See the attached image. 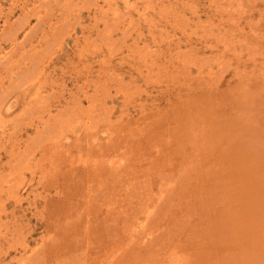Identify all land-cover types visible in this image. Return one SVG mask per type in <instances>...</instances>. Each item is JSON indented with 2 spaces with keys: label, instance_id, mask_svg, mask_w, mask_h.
Instances as JSON below:
<instances>
[{
  "label": "rangeland",
  "instance_id": "rangeland-1",
  "mask_svg": "<svg viewBox=\"0 0 264 264\" xmlns=\"http://www.w3.org/2000/svg\"><path fill=\"white\" fill-rule=\"evenodd\" d=\"M97 1L0 0V90H4L0 91V99H4V105H16L10 113H3L0 133L4 129L8 135L14 127L20 125L23 133L19 138L23 143L28 136H34V130L31 128L26 132V127L31 124V119H37V109L47 106L56 124L68 123L63 126L62 130H65L61 134L69 138L66 144L62 142L63 148H53L55 152L50 150L54 152L55 161H48L46 158L42 159V163L41 154L44 152L38 150L34 152V157H28L31 161L26 156L10 157L7 153L9 143L0 139V190L7 189L5 183L8 180L12 185L15 182L23 184L31 177L34 180L31 183L32 193L28 188L21 190L19 196L23 200L22 208L15 216H12L13 207L6 201L7 195L1 196L5 200L6 209L4 214L0 213V233L10 239L11 235L18 237L21 231L20 234L26 235L29 247L26 252L18 249V254H15L13 249L20 248V242H9L0 236V264H5L13 257L20 263L12 264H25L28 259L31 262H35L37 258L40 260L41 253H36L37 249L44 239L57 235L58 222L66 224L69 220L74 221L77 218L75 213H93L96 205H100L96 221L81 218L82 221L75 224L77 226H70V229L72 226L78 227L75 239L71 232L72 239L77 244L73 246V251L69 250L71 244L66 247L64 244L65 249H69L66 253H61L59 261V264L84 263L79 250L89 239L86 242L82 240V228L87 224L85 221H94L95 224L98 220L103 224L104 221L111 220L112 217H107L108 203L114 204L109 213L118 221L115 226L118 229H114V233L118 234L117 241L115 239L113 242L116 241L118 248L123 249V246L126 247L125 241L130 239L124 238L118 230L122 228L126 215L132 218V211L137 215L142 213L145 200H148V219L152 215L160 225V231L157 232L155 225L150 224L147 236L142 241L148 246V258L139 254L126 255L128 259L122 258L116 264H175L177 261L174 259L179 264H205L211 259L218 261L222 258L216 251L219 248L223 251L225 243L231 250L224 254L229 256L222 260L223 264H264V180L245 179L247 184L250 183L247 210L242 218L245 226L243 229L229 228L232 233L229 237L232 238L231 244L227 243V236L219 234L214 239L205 234L215 224L209 217L212 214L221 217L220 211H223L222 206L218 205L220 202L217 203V191L214 189L222 185L215 186L218 179L215 176L223 174L222 171L227 172V167L235 171V166H239L240 160L242 161L241 155L248 138L254 142L257 133L262 134L260 151H264V130L263 133L256 132L257 122L251 121L250 117L253 115L258 121L264 112H259V118L258 112L248 111L245 106L239 105L241 100L242 105L249 104L241 98V94L246 92L244 87L257 81V72L262 73L264 70V54H261L264 53V45L260 48L246 38L250 35L251 38L254 35L264 37V0H240L237 6L231 0ZM251 8L255 9V14L245 20L241 19L245 14H250ZM228 18L232 20L223 29L214 26ZM238 58L244 60L243 73L248 77L254 66L245 62L246 58L256 59L255 69L260 67L262 70L256 72L254 69L252 80L241 74L245 80V83H241L238 78L233 77ZM211 68L216 73V78L224 74L217 79L212 77L211 81L207 74ZM200 69L205 71L202 79L197 78ZM218 69H221L220 72ZM45 77L50 82L48 86L44 84L37 97L34 95L35 89ZM226 80L230 81L229 87ZM32 83L35 86L22 104L20 100L22 93L26 91L24 88ZM230 91L238 93L240 97L234 104L235 107L229 105L227 100H231ZM227 111L232 115L230 119L223 117ZM226 119L229 121L226 122ZM75 139H79L77 145L73 144ZM182 139L185 141L182 142ZM113 141L118 142L119 149L114 152L111 150ZM181 145H186L184 152L181 151ZM125 148L129 151H125ZM23 149L20 146V150ZM223 150L228 153L225 165L222 162L212 167L215 156ZM162 151L166 154L157 160V153ZM62 154L67 156L66 163H63L60 156ZM206 156L208 160L202 162ZM52 162L55 163L54 166H51ZM168 163L171 164L169 167ZM16 164H21L22 170L15 176L17 168L11 172V167ZM35 164L42 165L39 169L44 170L43 175V171L40 172L39 169L34 171L37 167ZM123 164L127 167L121 172L117 168ZM104 165L120 172L113 173V176L108 174L109 179H106L102 173ZM58 168L60 174L57 172ZM83 168L88 170L89 175L94 170L103 177L91 180L90 176L86 179L82 175ZM129 168L132 176L134 175L133 187L130 189L127 186L130 183L124 184L130 177L126 178L123 174ZM166 168L171 171L170 181L176 184L175 187L171 188V184L167 183L169 180L166 182L168 178L164 185L156 175L150 173ZM239 170L238 168L237 172ZM247 170L248 168L242 170L246 176ZM30 172L35 174L30 175ZM197 174L205 175L204 179L202 176L196 179ZM226 174L228 176L229 172ZM147 177L150 178L149 184ZM237 178L238 182L242 180L241 176ZM82 179L85 181L84 185L80 182ZM177 190L179 197L183 196L181 203L175 195ZM95 191L103 194L99 202L87 204L84 208L80 206L79 198L86 194L88 199V195L92 196ZM231 193L232 197H237L235 191ZM33 196H36L38 206L29 208ZM150 196L154 199L151 200ZM155 206L161 208L156 214L153 213ZM215 207L219 209L218 212ZM25 209L27 210L23 212ZM168 209L171 212H167V216ZM254 218L257 224H248ZM45 220L50 221L49 231L45 229ZM230 220L235 225L238 224L235 215ZM142 222L145 219L140 217L139 225ZM105 226L99 227L101 233L109 232L107 227L111 225ZM237 230H241V233H237ZM141 231L137 227L133 235L136 237ZM102 243V248L108 246L106 242ZM5 247L11 249L7 251L11 253L10 257L6 254ZM209 247L215 251L212 256L214 258H203L202 250ZM134 252L139 253L138 247ZM46 253V256L48 253L51 255L49 251ZM95 253L93 250L90 252V258H94L90 261L91 264H109L114 261L112 254L95 260ZM51 262L58 264L54 258L49 264Z\"/></svg>",
  "mask_w": 264,
  "mask_h": 264
},
{
  "label": "bare ground",
  "instance_id": "bare-ground-1",
  "mask_svg": "<svg viewBox=\"0 0 264 264\" xmlns=\"http://www.w3.org/2000/svg\"><path fill=\"white\" fill-rule=\"evenodd\" d=\"M96 2L95 3H97L98 1L97 0H95ZM227 1V0H226ZM228 2V1H227ZM231 3L232 4H234V5H238V3H240V0H231ZM230 4V3H229ZM95 6V5H94ZM111 7V6H110ZM240 7V6H239ZM100 9V8H99ZM255 14V9H252L251 8V12H250V14H248V15H244V16H242V17H240L241 19H243V20H245V18H250V17H252L253 15ZM229 15H231V14H229ZM232 16V15H231ZM247 16V17H246ZM222 19H224V18H222ZM229 20H232V19H230V18H228L227 20H221L222 22H221V24H219L218 25V23L217 24H215L214 26L215 27H217V29H223L224 27H226L227 25H228V21ZM11 27V26H10ZM9 27V28H10ZM13 29V28H12ZM10 31V30H9ZM12 31V30H11ZM14 34V33H13ZM13 34H11V37H12V35ZM9 35L10 34H8V37H9ZM16 35V34H15ZM250 36H252V35H250ZM250 36H248V37H246L248 40H249V42H253V44H255L256 46H261V45H264V37H261V36H258V35H254L252 38L250 37ZM14 37V36H13ZM9 40H10V38H8ZM8 39H6V41L8 40ZM8 40V41H9ZM12 40H14V39H12ZM11 41V40H10ZM14 42V41H13ZM18 46V45H17ZM249 47V46H248ZM260 48H262V47H260ZM249 49H250V47H249ZM249 49H247V50H249ZM258 49V48H257ZM262 50V49H261ZM198 51V50H197ZM256 51V50H255ZM260 51V50H259ZM264 51V50H263ZM199 52V51H198ZM197 52V53H198ZM248 52V51H247ZM252 52V51H251ZM262 52V51H261ZM222 54H224V51H222L221 52ZM221 53H219V54H221ZM253 53V52H252ZM257 53V52H256ZM261 54H264V53H261ZM233 56H234V54H233ZM254 58H255V56H254ZM264 59V58H263ZM2 60V59H1ZM254 60H256V59H249V58H246V61L245 62H250V63H252L253 64V66L254 67H252V73H251V75H250V77H248L245 73H243V66H244V64H243V61H242V59L241 58H238L237 59V65H236V68L234 69V72H233V77H236V78H238L239 79V81L241 82V83H245V80H244V78L242 77V75L241 74H243V75H246L250 80H252L251 78H252V76H253V73L256 71L257 72V70H262V69H260V67L259 68H257V70L255 69V67H256V64H254L255 63V61ZM223 62V61H222ZM219 63V62H218ZM221 63V62H220ZM230 64V63H229ZM220 65V64H219ZM228 65V64H227ZM231 65V64H230ZM229 65V66H230ZM1 66V65H0ZM240 66V67H239ZM43 67V66H42ZM213 67V66H212ZM223 67V66H222ZM219 68V67H218ZM221 68V67H220ZM230 68V67H229ZM241 69V70H240ZM255 69V71H253ZM201 70V69H200ZM213 68H211V69H209L208 70V75H209V80H211V81H213V78L212 77H214L215 76V74L216 73H214L213 71ZM219 70V69H218ZM217 70V71H218ZM221 70V69H220ZM220 70H219V72H220ZM223 70V69H222ZM225 70H227V69H225ZM241 72H240V71ZM207 71V70H206ZM224 71V70H223ZM230 71V70H229ZM174 72V71H173ZM177 72V71H176ZM175 72V73H176ZM204 72L205 71H203V70H201V71H199L198 73H197V78L198 79H202L203 78V74H204ZM44 73V72H43ZM178 73H179V71H178ZM6 74V73H5ZM24 73H22V75H23ZM188 74H191V73H188ZM224 74V73H223ZM222 74V75H223ZM186 75V74H185ZM222 75H219L220 77L222 76ZM257 78L255 79V80H257V81H255L252 85H250V84H247L245 87H244V91L246 90V92L245 93H242L241 95V98L242 99H245V100H247L248 102H249V104H247V105H245L244 103H243V105H242V100H241V102H239V105L240 106H245L247 109H248V111H255V112H258L257 113V117H259L260 115H259V112H264V70H263V72L262 73H258L257 72ZM217 76V75H216ZM218 76V77H219ZM2 77V76H1ZM173 77V76H172ZM194 77H196V76H194ZM217 77V78H218ZM214 78H216V77H214ZM216 78V79H217ZM193 79V78H192ZM191 79V80H192ZM221 79V78H220ZM234 79V78H233ZM40 81V80H39ZM197 81H199V80H197ZM206 80H204V82H205ZM227 81V80H226ZM50 81H48L47 82V80H46V77L44 78V80H42L40 83H39V86L35 89V93H34V95H36L37 97H39V94H40V90L44 87V84L46 83V85L48 86V83H49ZM210 82V81H209ZM228 82V81H227ZM230 82V81H229ZM228 82V87L230 86V83ZM52 83V82H51ZM216 83V82H215ZM2 84V83H1ZM209 85V84H208ZM227 85V84H226ZM35 86V84L34 83H32L31 85L29 84L28 86H25V87H27V88H24V89H26V91L25 92H23L22 93V96H21V103L22 104H24L25 103V101H26V99H27V97L30 95L29 94V91L32 89V87H34ZM4 87V86H3ZM216 87V86H215ZM178 88H180V87H178ZM217 88V87H216ZM216 90V89H215ZM0 91H4V90H0ZM244 91H242V92H244ZM194 92V91H193ZM192 92V93H193ZM207 93H209V91H206ZM231 92V95L229 94V96L231 97V100H229V99H227L228 100V103H230L229 105H232V106H234L235 107V105L234 104H236L237 102H238V99L240 98L238 95V93H236V92H232V91H230ZM234 93H236V94H234ZM195 94V93H194ZM88 95V94H87ZM187 95V94H186ZM198 95V94H197ZM196 95V96H197ZM74 96V95H73ZM87 97H89V96H87ZM0 98H1V96H0ZM233 99H236V101L235 102H233ZM0 101H1V99H0ZM2 101H4V99L2 100ZM2 101H1V103H0V123H1V121H2V115H3V113H10V111H12L13 109H14V107L16 106L15 104H12V103H10V104H8V105H4V104H2ZM72 101V100H71ZM246 101V102H247ZM7 103V102H6ZM48 104V103H47ZM43 105H45V104H43ZM60 105V104H59ZM77 105V104H76ZM74 107V106H73ZM37 109V108H36ZM233 110L235 111V109L233 108ZM37 111H38V113L39 114H37L36 116H38L37 117V119H34V120H32L31 119V124H29L28 125V127H26V132L27 131H29L31 128L34 130V136H32V135H30V137L28 136V138H26V140L22 143L21 142V140L22 139H20L19 137L22 135V133H23V130H22V128L20 127V125H19V127H14V129H13V131L11 132V133H9L8 135H7V133H6V130H2V132L0 133V139H5V140H7V142L9 143V151H7V153H8V155H10V157H13V156H17V155H19V156H21V157H23V156H26L27 158L26 159H28V157L29 156H31V157H34L36 154H34V152L36 153L37 152V150L38 151H41V152H44L43 154H41V160H40V163H42V159L44 160V159H48V161H55V160H53L54 159V152H55V150L53 149V148H56V150H57V148L58 147H64V146H61L62 145V142L63 143H65L66 144V141L69 139V138H65V136L64 135H62L61 133L65 130H62V128H63V126L65 127L66 125H68V123H65V124H63V125H60V124H56L55 123V118L52 116V113H51V110H50V108L47 110V106L45 107V106H43V107H39V109H37ZM154 114V113H153ZM232 114H233V112H232ZM260 114H262V113H260ZM33 115V114H32ZM231 116L232 115H230V113L227 111V113L223 116L224 118H231ZM30 117V116H29ZM251 117V121H253V122H257V131L256 132H261V133H263V130H264V114H263V117L261 116V118L260 119H258V121L257 120H255V117L253 116V115H251L250 116ZM25 118L26 117H24L23 118V121H25ZM28 118V117H27ZM32 118H34L33 116H32ZM27 120V119H26ZM30 120V119H29ZM229 120L228 119H226V122H228ZM36 123V124H35ZM177 123V122H176ZM22 125V124H21ZM26 125V124H25ZM24 125V126H25ZM256 125V124H255ZM259 125V126H258ZM23 126V127H24ZM256 127V126H255ZM262 127V128H261ZM259 128H261V129H259ZM69 129V128H68ZM62 130V131H61ZM253 130V129H252ZM74 131V130H73ZM85 131V130H84ZM6 133V134H5ZM32 133V132H31ZM64 133H68V132H64ZM85 133V132H84ZM69 134V133H68ZM72 134V133H71ZM32 136V137H31ZM81 136V135H80ZM124 136V135H123ZM255 138H254V142H252V140H250V137L248 138V140H247V146H246V148H245V150H244V153H242V155H241V158H242V161L240 160V162H239V166H235V171H233L232 170V168L231 167H227L228 168V171L226 172V171H222L223 172V174L221 173L219 176H215V178H218V179H216V182L214 183L215 184V186H217V185H222L221 187H219V188H214L216 191H217V193H216V195H217V197H216V200H217V203H219L218 205H221L222 206V210L223 211H220V212H222L220 215H221V217H216V215H211L210 217H209V220L211 221H213L215 224L212 226V229H211V231H205V234H206V236H208V237H212V238H214V239H216V236H218L219 234L220 235H223V236H227V238L229 239V237L230 236H232V233L230 232V229L229 228H240V229H243L244 228V226H245V223L242 221V218H243V214L245 213V211L247 210V194H248V187L250 186V183L249 184H247V180H245V179H254V181L255 180H257V181H259V180H264V151H260V142H261V138H262V134H255ZM27 137V136H26ZM117 137V136H116ZM115 137V139H117ZM252 137V136H251ZM254 137V136H253ZM74 138V137H73ZM76 138V137H75ZM95 140H96V138H94ZM252 139V138H251ZM77 140H79V139H75L74 140V143L73 144H76L77 145V143H79V141H77ZM111 140V139H110ZM118 140V139H117ZM114 141H116V140H114ZM113 141V143L111 144L112 146V149L111 150H113L112 152H114V151H117V147H118V142H114ZM182 142H184L185 140L184 139H182L181 140ZM112 142V141H111ZM71 143H72V141H71ZM80 145V144H79ZM20 146H22V147H24V149L23 150H20ZM73 146V145H72ZM181 147H182V149L183 150H181L182 152H184V150L186 149L185 147H186V145H181ZM108 148H110V147H108ZM53 149V151L54 152H52V151H50V150H52ZM130 149V148H129ZM17 150V151H16ZM69 150V149H68ZM119 150V149H118ZM5 151V150H4ZM108 151V150H107ZM107 151H106V154H107ZM125 151H129L128 149L126 150V148H125ZM137 151V150H136ZM50 152H52V153H50ZM130 152H131V150H130ZM143 152V151H142ZM141 152V154H143ZM145 152H147V151H145ZM50 153V154H49ZM56 153H57V151H56ZM131 153H133V152H131ZM14 154H16V155H14ZM51 154L53 155V156H51ZM111 154H113V153H111ZM111 154H110V156H111ZM127 154H129V153H127ZM137 154V153H136ZM140 154V155H141ZM164 154H166V153H164L163 151L162 152H160L159 154L157 153V156H156V159L157 160H159L160 158H161V156H164ZM40 155V154H39ZM184 155H185V153H184ZM58 156H59V154H58ZM60 156H62V160H63V163H66V158L65 157H67L66 155H60ZM146 156V155H145ZM227 156H228V153H227V151L226 150H223V151H220L219 153H218V155H216L215 156V163L214 164H212V167H215V166H217V164H219V163H224V165H225V163H226V158H227ZM30 157V158H31ZM107 157V156H106ZM135 157V156H134ZM141 157H143V156H141ZM140 157V158H141ZM147 157V156H146ZM57 158V157H56ZM60 158V157H59ZM144 158V157H143ZM61 159V158H60ZM133 159V158H132ZM135 159H137V158H135ZM142 159V158H141ZM141 159H138V160H141ZM144 159H146V158H144ZM28 160H30V159H28ZM32 160H33V158H32ZM208 160V157L206 156V158L205 159H203L202 160V162L203 161H207ZM245 160H246V163H245ZM31 161V160H30ZM148 161V160H147ZM142 162H144V161H142ZM10 163H11V161H10ZM29 163V162H28ZM27 163V164H28ZM38 163V165H39V162H37ZM50 163V162H49ZM52 164L53 165H51V166H54V162H52ZM133 164H134V162H133ZM133 164H131V165H133ZM204 164V163H203ZM21 164H16V165H12V170H11V172H13V169L14 168H17L16 169V172H15V176H16V173L17 172H21V170H22V168H21V166H20ZM25 165V164H24ZM36 165V164H35ZM38 165H36L37 167H36V169H34V171L36 172L38 169H39V167H41V166H38ZM131 165H130V167H131ZM171 164H169L168 163V167L170 166ZM34 166V165H33ZM105 166V165H104ZM26 167V166H25ZM31 167H32V165H31ZM118 167V166H117ZM127 167V165L125 164H123L122 166H119V168H117V169H119L121 172L124 170V168H126ZM128 167H129V163H128ZM27 168V167H26ZM134 168V167H133ZM136 168V167H135ZM221 168V167H220ZM240 169L239 170V172H237V169ZM245 168H248V170H247V176H246V174H244L245 172H243L242 170L244 169L245 170ZM42 169V168H41ZM116 168H112V167H107V166H105V168H103V171H102V173H104L103 175H105V177H106V179H109V175L108 174H110V176L113 174V173H116V172H120V171H118ZM218 169V168H217ZM32 170V169H31ZM126 170V169H125ZM128 170V171H127ZM125 172H123V174H125L124 176H126V178H127V176H129L130 177V180L128 181V182H126L127 180H125V183L123 182V181H121L122 183H124L125 185L127 184V183H130V184H128L127 186H129V188L128 189H130V187H133V182H132V180H134L133 178H134V175L132 176V170L129 168V169H127ZM150 170L152 171V168H150ZM30 171V170H29ZM33 171V170H32ZM38 171H40V172H42L41 173V175H43L44 174V170H38ZM83 173H82V175H85V178L86 179H89V177L91 176V180L92 179H94V178H97V177H100V176H102L103 177V175H101V174H98V173H96L94 170H93V172H91L90 171V175L88 174V170H86L85 168H83ZM134 171H135V169H134ZM35 172H32V174H35ZM57 172H58V174H60L59 173V168L57 169ZM184 172H186V171H184ZM229 172V174H228V176H227V174L226 173H228ZM151 174H153V175H156L155 177L156 178H159L160 179V182L161 183H164V185H165V179H167L166 180V182L168 183V184H171V188L172 187H175L176 186V184L174 183V182H171L170 181V177H171V171L168 169V168H166V169H161V170H159L158 172H156V173H152V172H150ZM225 173V174H224ZM31 174V172H30V175H32ZM89 176H88V175ZM74 175V174H73ZM180 175H182V174H180ZM183 175H185V173L183 174ZM187 175V174H186ZM67 176V178H68V174L66 175ZM113 176V175H112ZM116 176H118L117 174H116ZM120 176H121V174H120ZM123 175L121 176V177H124ZM187 176H190V175H187ZM199 176H202L201 178L202 179H204V176L202 175V174H197V176H196V179L199 177ZM206 176H208L207 174H206ZM238 176H241V178H242V180H240V182H238ZM93 177V178H92ZM120 177V178H121ZM132 177V178H131ZM30 178V177H29ZM142 178V177H141ZM148 178V184L150 183L149 182V180H150V178L149 177H147ZM188 178H190V177H188ZM188 178H187V180H188ZM22 179V178H21ZM143 179V178H142ZM113 180V179H112ZM145 180V179H144ZM195 180V179H194ZM56 182H57V180H55ZM104 181H106L105 179H104ZM114 181V180H113ZM146 181V180H145ZM145 181H144V183H145ZM163 181V182H162ZM185 181H186V179H185ZM190 181V180H189ZM243 181H245L244 183H243ZM80 182H82V184L85 182L83 179L80 181ZM118 182V181H117ZM9 183H10V185H9ZM23 183V182H22ZM31 183H34V180H33V178L31 177V179H28L27 181H25L23 184H16V182H15V184L13 183V185L11 184V181L10 180H8V181H6V186H7V189H1L0 190V213L1 214H4V212H5V209H6V205H5V200H3L2 198H1V196H2V194H5V195H7V198H6V201L7 202H9L10 204H11V206L13 207V209H12V212H13V214H12V216H15V213L16 212H21L20 210H21V208H22V202H23V200L21 199V197L19 196L20 195V192H21V190H23V189H26V188H28L29 189V191H30V193H32V188L31 187H33L32 186V184ZM44 183V182H43ZM46 183V182H45ZM105 183V185H106V182H103V184ZM188 183V182H187ZM86 184V183H85ZM103 184H101L102 186H103ZM146 184H147V181H146ZM168 184H166V186L168 185ZM44 185V184H43ZM46 185V184H45ZM84 185V184H83ZM143 185H145V184H143ZM117 186H119L118 184H117ZM124 186V185H123ZM147 186V185H146ZM165 186V187H166ZM100 187V186H99ZM121 187V186H120ZM135 187V186H134ZM160 187V186H159ZM199 187V186H198ZM197 187V188H198ZM46 188V187H45ZM101 188V187H100ZM99 188V189H100ZM104 188H106V187H104ZM112 188V187H111ZM263 188H264V185H263ZM113 189V188H112ZM189 189V188H188ZM96 190H98V189H96ZM122 190V189H121ZM187 190V189H186ZM46 191V190H45ZM108 191V190H107ZM118 191H120V190H118ZM214 191V190H213ZM235 191V193L237 194V197L236 198H234V197H232V193L231 192H234ZM110 192V191H109ZM128 192H130L129 190H128ZM134 192V191H133ZM132 192V193H133ZM136 192V191H135ZM178 192V190L176 191V197L179 199V202L181 203V201H183V196L181 195V197H179L180 195H179V193H177ZM113 193V192H112ZM112 193H109L110 195L112 194ZM135 194V193H134ZM133 194V195H134ZM140 195V194H139ZM31 196V195H30ZM81 196V195H80ZM111 196H113V195H111ZM136 196V195H135ZM143 196V195H142ZM6 197V196H5ZM103 197V194L101 193V192H97V191H95V193H93V195L92 196H90L89 197V195H88V199H86V194H85V196L84 197H80L79 198V200H80V206H82L83 208H84V206H86L87 204H92V203H94V202H99L98 200L99 199H101ZM107 197H109V196H107ZM106 197V198H107ZM120 197V196H119ZM133 197V196H132ZM148 197V196H147ZM4 198V197H3ZM112 198V200H113V197H111ZM218 198H220L221 199V201L218 199ZM45 199V198H44ZM131 199V198H130ZM146 199V198H145ZM150 199L151 200H153L154 198H153V196L151 197L150 196ZM199 199V198H198ZM27 201L29 200V199H26ZM46 200V199H45ZM78 200V199H77ZM111 200V199H110ZM140 201V200H139ZM148 200H145L144 201V208L141 210V214L139 215H137V214H135L136 212H133L132 210V214L134 215V216H132V218L131 217H129V216H127L126 215V217L125 216H123V217H125L124 218V221H123V225H122V228H120L118 231H120L122 234H123V236H124V238L126 237V239H127V237H129L128 238V240L129 241H125V243H126V247H124L123 246V249L122 248H120L121 249V251H120V249L118 248V246H117V235L118 234H116V233H114V229L116 228L115 226H117V224H118V221L116 220V218H113V216L112 215H110V213H111V211L113 210V209H111L113 206H114V204L113 205H111L110 203H108V215H107V217L108 218H111V220L110 219H108L107 221H104L103 222V224L102 223H100V222H98V220H97V222L95 223V224H93L94 223V221H93V223H88V222H86L85 221V223H87L83 228H82V232L84 233H82L83 234V241H87V238L89 239V242H87L86 244H84L85 246H83L82 248H81V250H79V252L81 251V255H82V258L85 260V262L84 263H82V264H91V262L93 261L92 259H94L93 257H92V259L90 258V252L93 250L94 252H96L95 253V255L94 256H96L97 258L95 259V260H99L100 259V257H104V258H106L105 256L107 255H111L112 254V256L114 257L113 258V260L114 261H112V262H110L111 264H116V262L118 261L119 262V260H121L122 258H125L126 257V255H129V256H133V255H137V254H139L140 256H142V257H146V258H148V246H146V245H144L143 243H142V241H144L145 239V237L147 236V232H148V228H149V225L151 224L152 226L153 225H155L154 227L157 229V232H159L160 231V225L156 222L157 221V219L154 217V216H150V219H148V206H147V204H146V202H147ZM6 202V203H7ZM105 202H108L107 200L105 201ZM111 202V201H110ZM143 203V202H142ZM48 204V203H47ZM132 202H131V206H132ZM167 204V203H166ZM29 205V204H28ZM78 205H79V201H78ZM32 206H34V207H37L38 206V201H37V199H36V196H33V201H32V203H31V206L29 205V208L30 207H32ZM77 206V205H76ZM81 207V208H82ZM99 208H101V206L100 205H96V210H95V212H93V213H88V212H86V211H81V212H79V213H75L76 214V216H77V218H76V220H74V221H71V220H69V222H66V224H63L61 221L60 222H58L57 223V225H58V227L59 228H57L58 229V231H57V235L55 236V237H49V238H46V239H44L42 242V245H41V247L39 248V249H37L38 251L36 252V253H41L40 255H41V257H40V260H37L36 259V263L37 264H49V262L51 261V259L52 258H54V261H56V263H58L59 264V261H60V257H61V253L62 254H64V253H66V251L69 249H65V247H66V245L67 244H71V246L72 247H70L71 249H69V250H72L73 251V249H74V247H75V245L77 244V242L76 243H74L75 241H74V239H75V237H77L78 236V230L76 229V228H78V227H76L75 228V226H77V225H75V224H77L78 222H81L82 220H86V219H94L95 221H96V219H97V216H98V214H99V211H98V209ZM216 208V207H215ZM74 209H75V206H74ZM125 209V208H124ZM131 209V208H130ZM158 209H161V208H158V207H154V209H153V213H155L156 214V212H157V210ZM27 209H25L23 212H25ZM80 210V209H79ZM82 210H84V209H82ZM122 210V209H121ZM135 210V209H134ZM72 211V210H71ZM171 212V210L170 209H168V210H166V214H167V216H168V213L167 212ZM210 211V210H209ZM215 211L216 212H218L219 211V209L218 208H216L215 209ZM214 211V212H215ZM110 212V213H109ZM122 212H124V210L122 211ZM216 212H215V214H216ZM54 213V212H53ZM71 213V212H70ZM74 213V212H73ZM113 213V212H112ZM125 213V212H124ZM124 213H122V215L124 214ZM63 214V213H62ZM114 214V213H113ZM121 214V213H120ZM119 214V215H120ZM34 215V214H33ZM69 215V214H68ZM130 215V214H129ZM235 215V217H236V221H237V225H235L234 223H233V221L232 220H230V218L232 217V216H234ZM62 217V216H61ZM140 217H142L143 219H145V222H142V224L141 225H139L140 224ZM19 218V217H18ZM58 218V217H57ZM56 218V219H57ZM66 218V217H65ZM70 218V217H69ZM81 218H84V219H82L81 220ZM13 219V218H12ZM17 219V218H16ZM51 219V218H50ZM59 219V218H58ZM62 219V218H61ZM68 219V218H67ZM67 219H65V220H67ZM1 220V219H0ZM36 220V219H35ZM205 220V219H204ZM203 220V221H204ZM207 220V219H206ZM57 221V220H56ZM59 221V220H58ZM68 221V220H67ZM92 221V220H91ZM146 221H147V223H146ZM208 221V220H207ZM1 222V221H0ZM14 223L16 222V221H13ZM44 222V226H45V229L47 230V231H49V229H51V228H48L49 227V225H50V221L49 220H45V221H43ZM55 222V221H54ZM52 223V222H51ZM54 224V223H53ZM75 225V226H72V228L70 229V226L71 225ZM83 224V223H82ZM221 224V226L219 227V225ZM248 224H250V225H255V224H257V220H255V218L254 219H252L251 221H249L248 222ZM14 225V224H13ZM89 225V226H88ZM102 225H106L105 227H107V226H109V225H111V226H109V227H107V229H108V233L107 232H105V231H103L102 233L99 231V227L100 226H102ZM144 225H146V226H144ZM1 226V225H0ZM138 227V229H140V230H142L141 232H139V234L135 237L134 235H133V233H134V230H136V228ZM29 228V227H28ZM26 229V228H25ZM74 229H76L75 231H73ZM118 228H116V230H117ZM69 230V231H68ZM153 230H155V229H153ZM19 231V230H18ZM96 231H99L98 233L96 232ZM117 231V232H118ZM20 232L21 231H19V234H18V237L17 236H15V237H17V238H15V237H13L12 235H11V238L9 239L8 238V236L6 235V236H3V234H1L0 233V236L1 237H3L5 240H7V241H9V242H14V243H17V242H20V244H21V247L20 248H15V249H13V251H14V253L15 254H18V253H16L17 251H18V249L20 250V251H23V253L24 252H26L27 250H28V247H29V244H28V240H27V237H25L24 236V234L23 233H21L20 234ZM71 232L74 234V239H72V237H73V235L71 236ZM79 232H81V231H79ZM95 232V233H94ZM132 232V233H131ZM237 233H241V230H237L236 231ZM14 233H16V231L14 232ZM13 233V234H14ZM32 233V232H31ZM60 233V234H59ZM80 234V233H79ZM105 234V235H104ZM17 235V234H16ZM28 235V234H27ZM210 235V236H209ZM70 237V238H69ZM81 237V236H80ZM113 237V238H112ZM240 237L242 238V235H240ZM116 239V241L115 242H113L114 240ZM139 239H141V240H139ZM66 240V241H65ZM82 240H79V241H82ZM102 240V242H106L107 243V245L108 246H105V247H103L102 248V246H103V243L102 242H99V241H101ZM78 241V242H79ZM82 241V242H83ZM85 241V242H86ZM230 241H232V238L231 239H229V241H227V243H229V244H231L230 243ZM157 242V241H156ZM80 243V242H79ZM90 245H89V244ZM18 244V243H17ZM64 244H65V247H64ZM73 244V245H72ZM113 245V246H109V245ZM5 245V244H4ZM7 245V244H6ZM74 246V247H73ZM91 246V247H90ZM1 248H2V246H0ZM115 247H117V249L115 248ZM138 247V249H139V253L138 252H134L135 251V249ZM6 248V254L8 255V257H10V254L11 253H8L7 251H11V249H9V248H7V247H5ZM11 248V247H10ZM77 248V247H76ZM80 248V247H79ZM110 249V250H109ZM2 250V249H1ZM109 250V251H108ZM231 249H230V246L228 245V244H226L225 243V245H224V248H223V251L219 248L216 252H218L220 255H222V258H220L218 261H215L214 259H211V260H209V261H207L205 264H223L222 263V260H225L229 255H225L224 256V254H226V253H228L229 251H230ZM5 251H3V252H5ZM47 251H49L50 253H51V255L49 256V253H48V255L46 256V252ZM102 251H104V254L102 255L101 253H102ZM1 252V251H0ZM19 252V251H18ZM134 252V253H133ZM198 252V251H197ZM214 250L211 248V247H209L208 249H204V250H202V252H201V255H202V257L203 258H214V257H212L213 255H214ZM67 253H69V252H67ZM223 253V254H222ZM80 254V253H79ZM141 254H143V255H141ZM77 255H78V253H77ZM101 255V256H100ZM63 256V255H62ZM78 256H80V255H78ZM155 256V255H154ZM171 256V255H170ZM4 257V256H3ZM36 257V256H35ZM38 257H39V255H38ZM49 257V258H48ZM64 257V256H63ZM67 257H68V255H67ZM182 257V256H181ZM224 257V258H223ZM62 258V257H61ZM80 258V257H79ZM156 258V257H155ZM126 259H128L127 257H126ZM63 260V259H62ZM62 260H61V262H62ZM174 260H176L177 262H175V264H179V261L177 260V259H174ZM199 260V259H198ZM69 261H71V260H69ZM91 261V262H90ZM13 262H17V263H20V262H18V259H17V261H16V259L13 257V258H11L10 259V261L8 260V262H6L5 264H12ZM35 262H31L29 259H28V261L25 263V264H35ZM65 263H66V261H65ZM73 263V262H72ZM100 263H102V261H100ZM109 263V264H110ZM24 264V263H23ZM51 264H52V262H51ZM68 264V263H67ZM71 264V263H70ZM97 264H99V263H97Z\"/></svg>",
  "mask_w": 264,
  "mask_h": 264
}]
</instances>
